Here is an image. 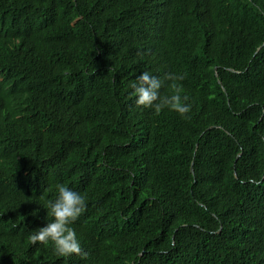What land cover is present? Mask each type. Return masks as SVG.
Segmentation results:
<instances>
[{"label": "trees", "instance_id": "1", "mask_svg": "<svg viewBox=\"0 0 264 264\" xmlns=\"http://www.w3.org/2000/svg\"><path fill=\"white\" fill-rule=\"evenodd\" d=\"M57 184L86 257L29 240ZM0 264H264V0H0Z\"/></svg>", "mask_w": 264, "mask_h": 264}, {"label": "clouds", "instance_id": "2", "mask_svg": "<svg viewBox=\"0 0 264 264\" xmlns=\"http://www.w3.org/2000/svg\"><path fill=\"white\" fill-rule=\"evenodd\" d=\"M183 75L168 74L165 79L173 81L171 87L175 94L161 95L163 86L161 79L144 71L132 83L133 95L136 97L135 104L146 108H153L155 114L159 115L165 108L185 115L190 111V105L182 102L179 94L180 88L176 81L183 80ZM57 197L48 200L44 206L48 210V216L53 219L45 226L37 229L29 240L33 245L37 242L48 244L51 242L57 255L67 257L72 254L87 256L82 251L75 230L71 225L86 209V200L80 193L71 190L64 184H57Z\"/></svg>", "mask_w": 264, "mask_h": 264}]
</instances>
